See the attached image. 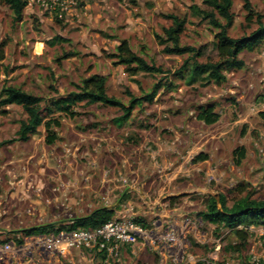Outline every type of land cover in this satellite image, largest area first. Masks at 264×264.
Wrapping results in <instances>:
<instances>
[{
  "label": "rangeland",
  "instance_id": "obj_1",
  "mask_svg": "<svg viewBox=\"0 0 264 264\" xmlns=\"http://www.w3.org/2000/svg\"><path fill=\"white\" fill-rule=\"evenodd\" d=\"M247 1L264 23V0ZM204 8L201 0H88L61 18L27 6L14 21L0 5V90L13 85L49 101L97 74L109 96L136 104L117 124L119 107L80 102L74 118L53 115L61 125L53 127L56 140L49 145L42 126L18 140L23 109L0 105V241L13 230L61 224L104 206L115 210L114 218L139 220L146 234L124 246L118 261L101 262L95 250L79 248L99 258L94 264L240 263L264 253V224L249 226L242 246L230 229L198 216L210 196L225 195L229 204L246 195L264 199V121L258 116L264 111V42L239 53L244 66L224 72L226 81L218 85L204 75L190 81L183 65L191 54L163 53L154 38L167 26L162 14H175L185 20L180 44L200 48L198 62L214 58L216 30L196 11ZM232 12L230 37L257 28L245 21L243 0H233ZM123 39L159 71L130 76L113 57ZM155 85L153 99H142ZM203 106L219 115L215 123L197 119ZM241 148L237 161L234 151Z\"/></svg>",
  "mask_w": 264,
  "mask_h": 264
},
{
  "label": "trees",
  "instance_id": "obj_2",
  "mask_svg": "<svg viewBox=\"0 0 264 264\" xmlns=\"http://www.w3.org/2000/svg\"><path fill=\"white\" fill-rule=\"evenodd\" d=\"M201 1L205 8L197 9L198 15L216 30L212 43L216 52L214 58L207 56L205 62H198L196 58L202 56V50L180 44L181 36L186 34L185 20L175 14H162L167 26L162 29V34L154 33V38L159 45L163 46V53L175 55L191 54V62L189 63L186 60L183 65V67L189 65L190 81H194L196 76L204 75L202 77L203 80L207 82L213 81L220 85L226 81L224 72L241 69L244 66L243 60L238 57L239 53L244 49L253 50L264 42V23L259 15L254 17V12L251 10L248 1L243 0L246 10L245 21L255 22L257 28L248 35L232 38L229 36L228 30L233 26L235 19V15L232 12L233 0ZM0 5L8 7L13 15V20L19 21L22 18L24 9L27 7V0H0ZM64 57L69 56L66 54ZM113 57L116 59V63L125 67L126 72L130 76L136 75L139 71H159V69H155L141 56L133 52L125 39L119 40ZM2 59L3 53L1 51L0 60ZM105 82L103 76L90 75L82 79L79 85H76L75 91L65 96L52 98L49 101H44L40 96L28 93L20 87L5 85L0 90V105L15 104L23 109L26 117L19 122V127L16 131L18 140L27 141L30 134L42 126L45 130V143L49 145L56 140L53 127L61 125L59 119L53 117V115L59 114V117L74 118L76 115L74 107L80 102L119 107L122 110V115L114 119L117 124L123 123L130 117L136 105L135 99L130 100L129 106H124L116 98L107 94ZM153 89L150 94L145 95L142 99L151 101L157 92L158 85H155ZM258 116L264 121V111H260ZM218 117L219 115L214 112L212 106L201 107L197 114V119L207 125L215 123ZM244 152L243 148L234 151L237 154V161L242 159ZM198 158L205 160L206 156L200 155ZM114 216V209L104 206L98 207L83 216L70 219L61 224L50 223L32 228L13 230L11 234L14 236L1 240L0 244L12 241L14 244L19 245L23 242V236L37 233L59 232L61 230L72 231L76 229L94 230L113 219ZM198 216L204 223L213 224L217 228L230 229V232L243 246L250 236L249 226L264 224V199H254L246 195L233 199L229 204L225 195L210 196L206 201L205 210L198 213ZM136 221L140 222L137 219ZM233 247L236 250L240 248L237 244Z\"/></svg>",
  "mask_w": 264,
  "mask_h": 264
},
{
  "label": "built area",
  "instance_id": "obj_3",
  "mask_svg": "<svg viewBox=\"0 0 264 264\" xmlns=\"http://www.w3.org/2000/svg\"><path fill=\"white\" fill-rule=\"evenodd\" d=\"M78 1L86 3L88 0H27V6L36 5L61 18ZM263 231L260 233L263 234ZM145 234V229L135 218H113L94 230L76 229L33 234L24 238L19 245L12 241L5 242L0 244V261L10 264H43L57 259L73 248H82L95 250L108 263L110 260L118 261L123 247L136 244ZM211 264H264V253H251L245 262Z\"/></svg>",
  "mask_w": 264,
  "mask_h": 264
},
{
  "label": "crops",
  "instance_id": "obj_4",
  "mask_svg": "<svg viewBox=\"0 0 264 264\" xmlns=\"http://www.w3.org/2000/svg\"><path fill=\"white\" fill-rule=\"evenodd\" d=\"M116 217V216H114ZM9 231V230H7ZM10 237V236H8ZM125 248V247H124ZM123 248V249H124ZM125 250V249H124ZM91 252V251H89ZM123 253V250H122ZM101 256V262L103 261V256ZM99 262V258H96L95 255L85 254L82 249H71L67 253L58 257L57 259H52L51 262H46L45 264H94Z\"/></svg>",
  "mask_w": 264,
  "mask_h": 264
}]
</instances>
